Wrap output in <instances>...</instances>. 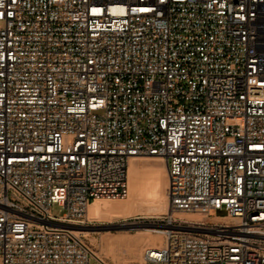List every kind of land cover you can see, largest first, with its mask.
Instances as JSON below:
<instances>
[{
  "label": "built area",
  "instance_id": "2783aa9c",
  "mask_svg": "<svg viewBox=\"0 0 264 264\" xmlns=\"http://www.w3.org/2000/svg\"><path fill=\"white\" fill-rule=\"evenodd\" d=\"M141 157V264H264V0H0V264H108L80 227Z\"/></svg>",
  "mask_w": 264,
  "mask_h": 264
},
{
  "label": "rangeland",
  "instance_id": "374dc122",
  "mask_svg": "<svg viewBox=\"0 0 264 264\" xmlns=\"http://www.w3.org/2000/svg\"><path fill=\"white\" fill-rule=\"evenodd\" d=\"M127 180V196L108 202L109 206L114 205L115 209L121 211L92 217L90 210L88 219L80 227L85 242L93 251L100 252L108 264H139L140 253L150 238L157 236L161 237V242L163 240L159 232L164 228L161 221L167 212L164 161L156 157L147 158L143 162L132 161ZM62 213L60 207L52 206L53 217H59ZM212 216L217 217L218 213H212ZM159 242L155 241L157 244Z\"/></svg>",
  "mask_w": 264,
  "mask_h": 264
},
{
  "label": "bare ground",
  "instance_id": "6f19581e",
  "mask_svg": "<svg viewBox=\"0 0 264 264\" xmlns=\"http://www.w3.org/2000/svg\"><path fill=\"white\" fill-rule=\"evenodd\" d=\"M147 158L145 157H141L139 159H137V162H143L144 160H146ZM150 162V161H149ZM153 162V161H151ZM159 162V160H158ZM154 163V162H153ZM157 163V162H156ZM163 165V164H162ZM152 166V165H151ZM154 166V165H153ZM155 167V166H154ZM160 167V166H159ZM155 169V168H154ZM160 169V168H158ZM134 171V170H133ZM160 171V170H159ZM108 202H114V201H109V200H96L94 201L88 208V211H87V214H86V219H88L89 217V212L91 210V215L92 217H98V216H101L102 213H109V212H114V211H118L120 212L121 210L120 209H115V206H109L108 205ZM115 204V203H114ZM125 216V214H124ZM188 218H191V219H194V218H197V216H193V215H189L187 216ZM161 233V231L159 232ZM125 240V238H124ZM156 240H159L160 242L157 244L155 243ZM146 244V243H145ZM162 242H161V237H157V236H154V238H150L149 240V243L144 247V248H154V247H158V246H161ZM121 245V244H120ZM143 248V249H144ZM142 249V251H143ZM142 251L140 253V256L142 254ZM98 257H101L102 260H104L106 262V260L101 256L100 252H96V251H93ZM141 264V263H139Z\"/></svg>",
  "mask_w": 264,
  "mask_h": 264
}]
</instances>
